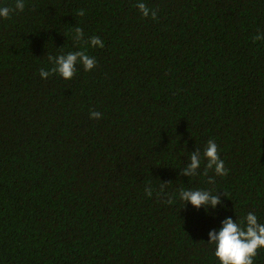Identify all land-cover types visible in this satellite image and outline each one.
<instances>
[{"label": "trees", "instance_id": "obj_1", "mask_svg": "<svg viewBox=\"0 0 264 264\" xmlns=\"http://www.w3.org/2000/svg\"><path fill=\"white\" fill-rule=\"evenodd\" d=\"M24 3L0 17V264H221L210 232L264 224V0ZM75 51L96 67L41 78Z\"/></svg>", "mask_w": 264, "mask_h": 264}, {"label": "clouds", "instance_id": "obj_2", "mask_svg": "<svg viewBox=\"0 0 264 264\" xmlns=\"http://www.w3.org/2000/svg\"><path fill=\"white\" fill-rule=\"evenodd\" d=\"M137 7L144 17H148L150 9L144 3H138ZM25 9L24 0H15L14 7L4 6L0 7V17L8 19L12 12H23ZM79 15L83 16L84 12L81 10ZM151 18L156 19L157 13L151 10ZM75 40L79 41L83 38V29L75 28ZM255 40H260L261 37L257 35ZM92 47H104L103 41L98 36L89 38ZM49 61L54 65L50 70L40 69V76L47 79L52 73H58L64 79H71L76 71L77 63H80L85 71H90L96 67L97 61L95 57H90L83 51L69 52L66 55L48 56ZM101 113L97 111L90 112V118L99 119ZM204 157L207 160L205 175L208 169H213L217 175H227L228 170L224 166V161L219 156L218 145L214 140L207 142V147L204 151ZM190 164L183 169L184 174L189 176L196 175V169L200 167V152H194L190 157ZM211 177L208 178V183L211 182ZM146 194L151 196V188H146ZM180 198L184 202H191L192 205L199 208L201 205H209L212 207L219 202L218 197L211 195L208 190H182ZM171 203V200L167 201ZM246 225L241 226L232 219H226L223 222V227L216 233L210 232V241L215 245V256L219 259L221 264H254V258L258 254V250L264 248V224L257 222V216L249 212L246 216Z\"/></svg>", "mask_w": 264, "mask_h": 264}]
</instances>
